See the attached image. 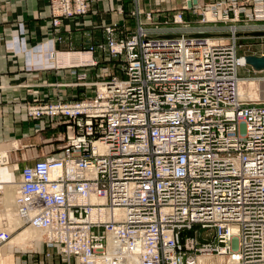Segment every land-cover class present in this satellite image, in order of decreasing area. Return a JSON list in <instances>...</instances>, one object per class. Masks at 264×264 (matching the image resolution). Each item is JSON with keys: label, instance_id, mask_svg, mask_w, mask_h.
<instances>
[{"label": "built area", "instance_id": "2783aa9c", "mask_svg": "<svg viewBox=\"0 0 264 264\" xmlns=\"http://www.w3.org/2000/svg\"><path fill=\"white\" fill-rule=\"evenodd\" d=\"M97 1L47 0L50 36L29 47L20 22L5 43L28 54L27 70L68 69L75 78L61 86L92 92L24 108L57 128L15 183V212L42 230V257L264 264V100L238 90L264 83L245 60L264 55L249 49L264 46V0H187L143 20L133 0L132 30L112 20L103 40L57 51L62 21ZM61 53L87 58L56 62ZM11 236L0 228V248Z\"/></svg>", "mask_w": 264, "mask_h": 264}, {"label": "crops", "instance_id": "0c3cea01", "mask_svg": "<svg viewBox=\"0 0 264 264\" xmlns=\"http://www.w3.org/2000/svg\"><path fill=\"white\" fill-rule=\"evenodd\" d=\"M143 1L144 0H138L139 7L141 5L143 6L142 8H144L142 10L163 11L173 8L177 9V7H181L187 0H150L148 2V8H145L147 5L145 2L143 3ZM206 1L207 0H200L201 3H205ZM46 3L47 0H0V145L14 143L15 146H13V148H17V141H5L13 137L15 138V136H19L20 133L27 131L28 128L31 127V130H28L29 134L27 135V138L33 143L31 144L33 146L29 148L32 159L37 155L41 156L43 151L46 150L40 149L37 146V143L41 142L42 137L40 130L48 129L47 131L48 133L50 132V136H54L57 132V128H53V126L49 124V121L44 119L31 120L25 114L24 108L26 105L56 99L58 96L68 98L83 95V93L87 91V89L82 87L72 88L60 85L64 82H71L74 80V75H72L68 69L61 68L57 70H44L36 68L27 70L24 65L26 62L30 61L28 54L18 53L17 55H14L5 47V43L10 41V39H12L11 37L18 33L20 22L25 26L24 35L28 40L29 47L37 42L46 40V38L50 36L53 29L49 22L50 16ZM132 4L133 0H99L93 3L89 14L83 18H79V21H86L84 28L92 33L95 32V36H93L88 42L83 41L81 45L79 36L75 34L78 33L75 32L77 31L75 29L79 27L75 26V23H78V19L63 20V25L60 26V34L63 36V40L56 44V50L72 51L76 49H85L91 43L103 40L104 24H107L112 20L118 21L120 24L124 25V27L125 20L128 21L129 19H132L134 22L133 17L127 13L128 18L124 19V7L126 8V12L132 11L134 8ZM120 6L123 10L122 13H120L118 9ZM84 18H87V20H84ZM65 24H69V30H65ZM71 30L74 31L71 32ZM67 33L70 35L68 36ZM76 56L77 60L83 59V55L81 54L73 55L70 53H61L59 54V60H57L58 62L62 61L63 63L70 64L72 62L71 58ZM36 58H38V56ZM46 147L51 148L52 143ZM0 154L3 153L0 152ZM11 155L17 156V152H11ZM7 164L12 167L13 174L12 176H9L7 173L5 174L0 165V176L2 178L0 180V187H2L3 182L6 183V181L8 182L11 178L12 180L14 179V183H16L19 178V175L15 174V166L10 164L9 161ZM22 226L23 225H19L18 228H21ZM16 229L17 228H15V230ZM17 235L10 239H14ZM36 241L29 242V244L12 241V243L9 242L7 245L1 247L0 264H15L13 247H11L13 244L23 248L31 246L34 244L33 242L36 243ZM37 243L39 242L37 241ZM43 249L44 246L42 245L39 252L41 253ZM27 256L31 257L32 254H28ZM17 259V262L22 261L19 257H17ZM48 261V264L52 263V261Z\"/></svg>", "mask_w": 264, "mask_h": 264}, {"label": "rangeland", "instance_id": "374dc122", "mask_svg": "<svg viewBox=\"0 0 264 264\" xmlns=\"http://www.w3.org/2000/svg\"><path fill=\"white\" fill-rule=\"evenodd\" d=\"M149 1L150 0H144L143 1V3L145 2V4L147 5V7L144 6L145 8H148V6H149L148 2ZM132 5H133V7L135 9L134 3ZM142 7L143 6H141V5L139 7V10H140L139 17H140V19L143 20V13L147 12V11L142 10V9H144ZM130 12L131 11L126 12V8L124 7V19L128 18V15L131 14ZM125 15H127V16H125ZM77 19H78L77 20L78 23H75V26H77V27L79 26V27L77 29H75V30H77L75 32H78V33H75V34L77 36H79L80 45H81L83 41L84 42H88L93 36H95V32L92 33L91 31H87V29L84 28V24H85L86 21L83 22V20H82L80 22L79 18H77ZM85 19L87 20V18H84V20ZM133 19H134V17H133ZM135 22H136L135 19H134V22H133L132 19H129L128 21L125 20V32H127L128 30H132L134 28ZM80 30L83 31V32H81ZM72 31H74V30H71V32ZM75 34H73V35H75ZM67 35L69 36L70 34L67 33ZM249 49H250V51H252V50H261V49H264V46L252 45V46L249 47ZM58 58H59V55H58ZM58 60H57V62H58ZM76 60H77V56L71 58L72 62H76ZM244 74H245V70L243 68H240L238 70V75H244ZM259 86H260V88L258 87V89H260V92H258L256 82L248 81V82H245V83L241 84V89L243 91H245V92L249 91L251 93H254V96L252 97V99L253 98L255 99V98L259 97V98H261V100H264V83L260 84ZM83 95L90 96V95H92V92H91V90L87 89V91H85L83 93ZM28 130H31V127L28 128ZM28 130L25 131V132L20 133L19 136H17V137L15 136V138L13 137V138H10V139L5 141V142H11V141H17L18 142V147L17 148H13V146H15L14 143H10V144L8 143V147H12V148H10L9 152L7 153V155L8 154L10 155V158L8 160L9 163L14 165V166L16 165V167L18 168V169L15 170V174L16 175H19V173H20L19 169H20V167L22 165L31 164L33 162V159L31 158L30 150H29V148H31V146H33V145H31L33 143H31L32 141L30 139L28 140V138H27V135L29 134ZM47 130L46 129L40 130L41 136H42L41 137V142L37 143V146L40 149H49L46 146L47 145L49 146V144L53 142V141L52 142L50 141L49 138H51L52 136H50V132L48 133ZM5 142H1V143H5ZM3 146L5 147L4 144H3ZM3 146L0 145V152L1 153L5 152V150L2 149ZM11 152L12 153L13 152L14 153L17 152V156L15 155L16 156L15 157L14 155H11ZM17 157H19V158H17ZM13 182H14V179H13ZM2 184H4V182ZM2 190H4V188L0 187V228H3V227L8 228V225L6 224V220H5V217H4V214H3V209H4L3 208L4 207V205H3L4 202L3 201L4 200H3V192H2ZM25 226H27V224H24L22 227H25ZM22 227L21 228H17L16 230H13L11 238L13 236L17 235L22 230ZM40 240L41 239L37 240L39 243H37V241H36L37 244L35 242H33L34 244H32L31 246H27V247H23V248L19 247L16 244H13L11 247H13L12 248L13 249V258L15 260V264H18V263L19 264H48L49 261L44 259V257H42V254L39 252V250H41V248H42V243H40ZM28 254H32V256L28 257L27 256ZM17 257L21 258L22 261L21 262H17L18 261ZM50 261H52L51 264H60V259L59 258H55L54 257V259L50 260Z\"/></svg>", "mask_w": 264, "mask_h": 264}, {"label": "bare ground", "instance_id": "6f19581e", "mask_svg": "<svg viewBox=\"0 0 264 264\" xmlns=\"http://www.w3.org/2000/svg\"><path fill=\"white\" fill-rule=\"evenodd\" d=\"M81 55H83L82 56L83 59L87 58V54L81 53ZM56 62H57V60H56ZM248 81H252V80H240L239 81L238 90H239V95L242 99H252V97L254 96V93H251L249 91L245 92L241 89V84L248 82ZM254 82H256V81H254ZM10 148H12V147H8V144H5V147L3 146L2 149L5 150V152L3 154H0V165H1L2 169L4 170L5 174L7 173L9 176H12V174H13L12 173L13 172L12 167L9 164H7L8 160H9V155H7V153H8V150ZM16 169H17V167L15 165V170ZM1 179L2 178L0 177V180ZM2 187L4 188V190H2L3 200H4L3 201L4 202L3 214H4L5 220H6L7 225H8V228H5V229H8L9 231H11V230H15V228H18L19 225L27 224V226L22 227V230L19 232V234L14 239H10L8 241V243L9 242L12 243V241H14L17 243L29 244V242L41 239L42 230L39 228H34L30 224L26 223L25 218L20 217L15 212L16 184L13 182L12 178L10 180H8V182L6 181V183H4L2 185ZM0 258H1V248H0ZM0 263H1V259H0Z\"/></svg>", "mask_w": 264, "mask_h": 264}, {"label": "water", "instance_id": "95a60500", "mask_svg": "<svg viewBox=\"0 0 264 264\" xmlns=\"http://www.w3.org/2000/svg\"><path fill=\"white\" fill-rule=\"evenodd\" d=\"M188 6H190L189 1H187ZM245 60L248 64H250L256 70H264V55L256 56V55H247Z\"/></svg>", "mask_w": 264, "mask_h": 264}]
</instances>
